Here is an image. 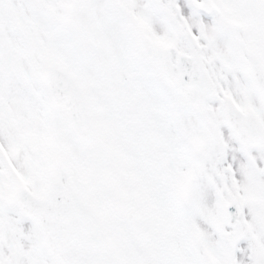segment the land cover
<instances>
[{
    "label": "snow or ice",
    "instance_id": "snow-or-ice-1",
    "mask_svg": "<svg viewBox=\"0 0 264 264\" xmlns=\"http://www.w3.org/2000/svg\"><path fill=\"white\" fill-rule=\"evenodd\" d=\"M0 264H264V0H0Z\"/></svg>",
    "mask_w": 264,
    "mask_h": 264
}]
</instances>
